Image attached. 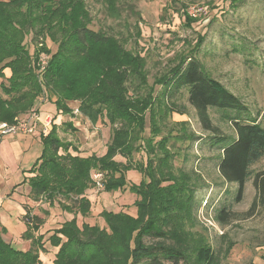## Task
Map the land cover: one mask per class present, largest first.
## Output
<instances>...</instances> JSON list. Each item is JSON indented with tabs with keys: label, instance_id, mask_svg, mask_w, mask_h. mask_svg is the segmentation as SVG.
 <instances>
[{
	"label": "trees",
	"instance_id": "trees-1",
	"mask_svg": "<svg viewBox=\"0 0 264 264\" xmlns=\"http://www.w3.org/2000/svg\"><path fill=\"white\" fill-rule=\"evenodd\" d=\"M105 4L108 17L121 18L116 0H106ZM91 21L84 0L0 2V123L11 124L18 116L36 113L35 103L46 94L62 114L71 116L68 104L77 102L80 116L92 124L104 119L111 129L102 156H72L70 145L60 141L54 125L41 137L43 150L32 169L34 176L28 180L31 198H44L51 205L60 196L72 201L70 206L59 203L63 209L76 208L74 218L48 237L49 246L58 249L53 264H216L215 251L205 234L192 229L196 224L192 182L197 181L180 169L175 174L173 155L166 148L173 136H161L155 118H165L171 112L165 101L170 87L187 90V101L207 131H218L212 126L208 108L242 111L243 104L202 69L192 55L194 49L189 55H179L149 86L145 58L126 49L125 40L91 30ZM193 21L187 15L184 18L188 26ZM135 28L136 38L140 37ZM27 36L34 42L48 37L56 47L49 51L43 72L37 70L36 49L31 54L25 45ZM203 41V36L198 37L196 48ZM6 69L10 71L7 78ZM156 85L162 87L158 94ZM231 123L234 136L218 138V173L226 183L236 185V202L252 178L256 195L264 203V172L251 170L264 160V121L237 118ZM157 137L160 140L156 142ZM139 152L145 153V163H133L134 154ZM116 156L125 162L116 161ZM94 171L104 173L103 192L127 190L136 196L135 216L102 210L99 215L105 228L77 224V214L85 218L90 212L85 193L93 187ZM129 171L140 174L138 184H128ZM229 216L222 208L213 220L224 224ZM23 218L31 222L24 234L31 239V248L16 250L0 237V264H41L39 253L46 252L42 237L33 239L32 235L38 219L29 210Z\"/></svg>",
	"mask_w": 264,
	"mask_h": 264
},
{
	"label": "rangeland",
	"instance_id": "rangeland-1",
	"mask_svg": "<svg viewBox=\"0 0 264 264\" xmlns=\"http://www.w3.org/2000/svg\"><path fill=\"white\" fill-rule=\"evenodd\" d=\"M84 2L92 19L89 26L91 30H100L125 40L126 49L145 58L149 86L153 85L155 78L168 71L179 55H189L194 49L192 55L202 69L241 101L244 107L242 111L208 108L212 126L218 131H207L201 127L194 109L187 101V90L184 87H170L165 101L171 112L165 118L157 115L155 121L161 136L167 133L173 136L166 148L173 155L171 163L175 174L180 169L197 181L192 182L193 189L196 188L192 196L196 224L192 229L193 232L205 234L215 251L216 264H264V203L256 195L252 178L245 184L242 199L236 202V185L226 183L217 169L221 155V140L218 138L234 136L231 121L237 118L264 121V0H116L120 19L108 17L106 0ZM192 6L201 8V11L196 18L188 17L194 20L188 26L184 23L187 14L183 15L182 12L187 13ZM135 26L140 30V37L137 38ZM201 36L204 41L196 48L197 39ZM25 45L31 54L36 49L37 63L42 56L48 64L49 51L54 52L56 49L48 37H41L34 42L31 36H27ZM37 70L40 73L39 68ZM4 72L5 77H8V72ZM161 89V86H154L155 94L160 93ZM39 99L37 102L45 103L48 112L55 110L56 113L54 99H48L46 94ZM75 103L79 112V104ZM17 119L24 118L18 116ZM77 121L79 129L76 130L84 132V137L78 138L74 133L76 130L63 125L58 129L62 133L61 140L70 142L79 155H103L111 135L107 121L103 119L96 124L86 123L82 116ZM148 132L147 128L145 134L148 135ZM190 136L193 138L189 139ZM159 140L160 137L155 138L156 142ZM115 160L125 162L120 156H116ZM145 161V153L134 154L133 163ZM9 169L12 171V166ZM251 170L254 173L264 172V160L252 166ZM126 179L128 184H138L141 176L129 171ZM114 193L106 194L102 189L86 191L85 196H91V211L86 217L89 224L105 228L99 215L102 210L130 212L129 208L133 206L131 193L127 190L116 192L119 195L117 198L129 196L123 203L111 205L109 201ZM57 199L61 204L70 202L60 196ZM103 200L106 202L104 205ZM253 202L256 205L251 210ZM222 208L230 216L224 224H217L213 218ZM40 210V220L55 227L62 223H56L54 219L50 222L52 218H61H57L55 213L44 214ZM79 219L82 221V218ZM51 231H44V237ZM43 245L46 253H39L41 264H53L56 250L47 241Z\"/></svg>",
	"mask_w": 264,
	"mask_h": 264
},
{
	"label": "crops",
	"instance_id": "crops-1",
	"mask_svg": "<svg viewBox=\"0 0 264 264\" xmlns=\"http://www.w3.org/2000/svg\"><path fill=\"white\" fill-rule=\"evenodd\" d=\"M4 71L8 72V77H9L10 71L8 69ZM76 105L77 104L75 102L68 104L69 108L72 110L71 116L64 115L57 110L56 113L55 110L54 112L52 111V113H50L45 109L46 107L45 103L40 104L36 102L33 110L40 112L38 114L40 115L41 119H43L45 116L47 117L49 116L52 118L54 117L50 130L54 125L56 127L57 136L60 139V141H62L60 138L61 137L60 134L62 133H60L58 129L61 128L63 125L68 127V124H71L70 126L72 128L71 127L68 128H71L72 130L79 129L78 128L79 122L77 121V118L80 117V115L78 116L77 114H74V109L77 108ZM29 113L21 115L20 117L27 118L30 115ZM66 117L68 118L66 119ZM17 118L18 117H16L15 119ZM82 119L86 123L89 122L84 117H82ZM40 129H41V125H38L37 130L33 134H29V135H22V134H17L13 136L0 135V237L6 243L10 244L14 249L23 252H26L31 248V239H26L24 237V234L28 231V227L30 226V225L28 226V224L25 222L23 218L27 210H29L30 213L32 212L31 214H33L38 219L37 220L38 227L36 230L32 231V235H33V239H36L37 237H42V244L45 241H47V244H49L48 237L52 235L53 230L55 228H58L63 222L72 220L74 218V214H76L75 213L76 208H73L72 211H67L63 209V207L60 206L61 203L59 202V199L54 201L53 204L49 205L44 198H40L38 200H33L31 198L28 180L34 176V174L32 173V169H34L35 165L39 162V158L43 150L41 137H45L40 132ZM77 130L74 132L76 136L78 138L79 136L83 138L84 132L79 133L77 132ZM63 143L70 145L68 148V152L72 156L79 155L77 151H73V148L76 147H74L70 142H63ZM62 153H63L62 151L61 152L59 151V154ZM79 156L86 157L88 155L80 154ZM11 166H12V171H10L9 169ZM118 196H119L118 193L115 192L114 195L111 197L112 200L109 201V203L111 205H116L117 203H123L124 201L127 200L129 194L128 196H123V197L121 196L120 198H117ZM90 197L91 196L87 197L89 202L91 201ZM130 197L132 199V203L134 204V201L136 200V196L131 194ZM115 198L117 199L115 200ZM71 203L72 201L64 205L70 206ZM104 204H106V202H104L103 200L102 205ZM40 208L42 209V213L44 214H47V212L51 215L52 213H55L56 215H58L57 218H61V220L55 218H52L51 220L48 219L50 220V222L54 219V222L57 223L58 221H61L62 223L60 225H56L55 227L54 224L50 225L51 223L47 224L48 223L47 221L40 220L39 217H41L42 215ZM129 211H130L128 213L129 215L135 216L136 210L134 209V206L130 207ZM79 218L82 217L79 214H77L76 219L78 225H81L83 222L89 224L88 219L86 217L82 218V221ZM89 225H94V224H89ZM51 229L52 231L46 234V236L47 235L48 236L45 238L44 234ZM43 230L45 231V233ZM43 247L44 249H46L44 245ZM54 249L56 250L55 251L56 254L58 249L57 248Z\"/></svg>",
	"mask_w": 264,
	"mask_h": 264
},
{
	"label": "built area",
	"instance_id": "built-area-1",
	"mask_svg": "<svg viewBox=\"0 0 264 264\" xmlns=\"http://www.w3.org/2000/svg\"><path fill=\"white\" fill-rule=\"evenodd\" d=\"M201 8H195L194 6L190 7L187 10V16L191 18H196ZM47 60L40 56L39 61L37 63V67L40 72L45 71L47 67ZM74 114L80 115L78 112V108L74 109ZM41 125L40 132L43 136H46L51 128V117L45 116L41 119L39 114L32 113L27 118L18 120L15 119L13 123H0V135L1 136H9V135H29L33 134L37 130V126ZM103 179L104 173L102 171H94L91 173V182L93 184V190H101L103 188ZM31 217V216H30ZM25 220V219H24ZM25 222L31 226V222L25 220Z\"/></svg>",
	"mask_w": 264,
	"mask_h": 264
}]
</instances>
